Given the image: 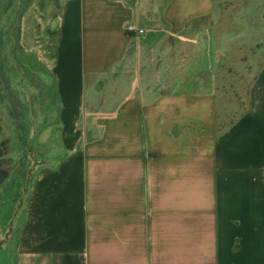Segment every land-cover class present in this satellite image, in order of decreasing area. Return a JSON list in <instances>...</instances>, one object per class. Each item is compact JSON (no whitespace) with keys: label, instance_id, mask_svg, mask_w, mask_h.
I'll list each match as a JSON object with an SVG mask.
<instances>
[{"label":"crops","instance_id":"crops-1","mask_svg":"<svg viewBox=\"0 0 264 264\" xmlns=\"http://www.w3.org/2000/svg\"><path fill=\"white\" fill-rule=\"evenodd\" d=\"M223 1L0 0L10 63L52 83L28 142L61 150L34 166L11 264H264V58L231 126L192 82Z\"/></svg>","mask_w":264,"mask_h":264},{"label":"rangeland","instance_id":"rangeland-1","mask_svg":"<svg viewBox=\"0 0 264 264\" xmlns=\"http://www.w3.org/2000/svg\"><path fill=\"white\" fill-rule=\"evenodd\" d=\"M263 6L264 0L223 1L198 35L201 40L197 60L202 63L192 82L216 95L218 121L223 128L231 126L249 107L250 89L264 58V24L260 19ZM11 34L14 35V31ZM1 36L4 42L0 46V137L8 153L6 167L12 180L24 179L26 175V181L32 182L34 166L53 165L56 160L50 159V154L61 151L57 143H40L38 138L28 142V119L24 117L29 107L38 118L54 112L50 97L52 83L38 61L21 53L18 47L14 49L18 63L11 64L8 33ZM18 82L27 91L26 95L16 88ZM24 100L32 105L26 106ZM5 185H0V264H11L21 218L8 219L12 207L8 206L10 200Z\"/></svg>","mask_w":264,"mask_h":264},{"label":"trees","instance_id":"trees-1","mask_svg":"<svg viewBox=\"0 0 264 264\" xmlns=\"http://www.w3.org/2000/svg\"><path fill=\"white\" fill-rule=\"evenodd\" d=\"M1 131V129H0ZM2 148L5 152V157L3 159H0V185L6 184L5 186H8V200H10V204L8 205L11 210L9 211V214H7L8 219H12L15 216L19 214V212L22 210L24 206V196L27 194L29 190V184L30 180L26 181V175L23 178L11 180L10 178V171L7 169L6 166V160L8 157L7 150L5 148V145L2 143ZM21 205V206H20ZM7 213V212H6Z\"/></svg>","mask_w":264,"mask_h":264},{"label":"built area","instance_id":"built-area-1","mask_svg":"<svg viewBox=\"0 0 264 264\" xmlns=\"http://www.w3.org/2000/svg\"><path fill=\"white\" fill-rule=\"evenodd\" d=\"M137 33H138L139 35H143V34H144V31H143V30H138Z\"/></svg>","mask_w":264,"mask_h":264}]
</instances>
